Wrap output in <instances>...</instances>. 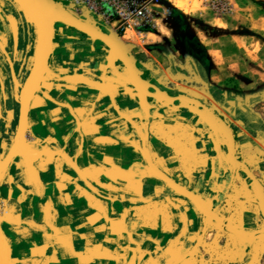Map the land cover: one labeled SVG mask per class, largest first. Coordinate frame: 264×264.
Wrapping results in <instances>:
<instances>
[{
  "label": "crops",
  "instance_id": "crops-1",
  "mask_svg": "<svg viewBox=\"0 0 264 264\" xmlns=\"http://www.w3.org/2000/svg\"><path fill=\"white\" fill-rule=\"evenodd\" d=\"M171 8L167 29L190 13L185 1L171 0ZM206 8L213 11L209 4ZM248 8L251 12L241 24L244 33L234 34L238 24L226 13L214 21L215 38L201 43L214 46L216 57L220 55V60L211 58L212 49L206 50L214 67L228 62L225 52L236 56L246 47L238 70H231L234 65L227 70L228 77L252 91L264 87V9ZM4 14L0 11V159L15 135V95L30 69L36 42L32 25L29 40L13 42L18 27L9 25ZM85 23L117 46L110 53L102 40L52 22L54 50L41 91L30 105L27 144L0 177V225L12 264H173L174 255L178 264H211L215 259L205 257V247L214 239L215 225L226 222L235 239L230 262L255 256L264 264V224L240 213L226 216L233 204L238 207L237 201L228 197L204 224L211 205L194 191L209 181V138H216L222 127L213 120L210 136L201 123L213 109L181 84L174 60L161 49L174 40L159 36L162 27L141 39L121 34L118 25L107 31ZM172 113L198 117L193 137L187 131L185 138L181 129L177 137L172 135L174 127H183L182 119L168 117ZM190 143L194 153L186 160L182 149ZM201 147L205 151L200 155ZM157 170L196 195L203 206L174 193L157 178Z\"/></svg>",
  "mask_w": 264,
  "mask_h": 264
},
{
  "label": "rangeland",
  "instance_id": "rangeland-1",
  "mask_svg": "<svg viewBox=\"0 0 264 264\" xmlns=\"http://www.w3.org/2000/svg\"><path fill=\"white\" fill-rule=\"evenodd\" d=\"M183 1L189 5L190 13L187 18L182 16L176 18L174 24L169 26L171 28H168L172 31L167 29L166 19L159 23L158 27L163 28L159 36L165 39L170 37L175 42L168 47L161 45V49L174 60V70L180 79H183L181 84L195 94L200 102L213 109L212 113L205 114L204 117H208L200 119L201 123L205 124L207 133H210V136L214 134V129L209 127V124L215 120V123L221 124L222 127L220 133L216 131L215 134H219L221 138H228L227 153L230 152V156L232 155L237 162L235 180L232 181L229 197L237 201L239 208L233 204L226 216L240 213L243 219L252 217L257 224H264V87L245 91L239 80L228 77L227 68L230 65H234L231 70H238V66L243 63L246 58V47L241 46L236 56L231 51L225 52L224 57H227L228 62L223 61L221 64L218 62L214 67L211 58L220 60V55L216 57L217 52L212 49L214 46L204 48L201 43L215 38L217 29L213 27L214 21L216 18L224 17L226 13L230 14L235 24H238L239 29L237 32L234 31V34L244 33L246 27L241 24L246 13L251 12L248 7L264 9V0H237L233 5L222 3V8L216 12L206 8L211 1L181 0ZM203 2L206 9L200 5ZM24 21L31 26L25 18ZM211 49L212 57L209 58L206 50ZM168 117L174 121L182 119L183 127L173 128L174 137H177L180 129L184 131L185 138L187 131L193 137L195 134L192 131L193 124L198 121V117L179 113L169 114ZM187 122L190 124L189 130L185 128ZM193 146L191 143L184 145L182 156L186 160L193 156L194 152L190 150ZM200 149L201 155L205 149L202 147ZM189 165L186 169H189ZM241 204H245V207L240 209ZM215 226L214 239L209 240L205 247V257L207 259L214 257L216 261L212 260L211 264H262L255 256L239 260L238 263L230 262L235 247V239L229 233L231 225L226 222ZM218 254H222L223 258L219 259Z\"/></svg>",
  "mask_w": 264,
  "mask_h": 264
},
{
  "label": "water",
  "instance_id": "water-1",
  "mask_svg": "<svg viewBox=\"0 0 264 264\" xmlns=\"http://www.w3.org/2000/svg\"><path fill=\"white\" fill-rule=\"evenodd\" d=\"M13 1L18 6L19 10L23 12L26 21L34 27L36 42L30 69L21 86L19 94L15 95V99L19 104L18 121L15 126V135L11 140L8 153L5 157L0 159V177L13 157L17 156L18 150L27 144L25 141V134L28 126L30 105L35 99L36 94L41 91V84L48 70V59L54 50L53 39L55 30L52 26V22L63 23L66 26L73 27L85 33L92 39L102 40L110 53L115 52L117 46L116 41L110 39L105 33L56 7L48 0ZM13 81H16L15 77H13ZM156 176L159 180L163 181L168 188L173 190L174 193L183 196L197 208L198 206H203L202 201L197 198L196 195L187 191L183 186L177 184L161 171L157 170ZM208 220V216L205 215V219L203 220L205 225H208ZM0 264H12L10 247L1 225Z\"/></svg>",
  "mask_w": 264,
  "mask_h": 264
},
{
  "label": "built area",
  "instance_id": "built-area-1",
  "mask_svg": "<svg viewBox=\"0 0 264 264\" xmlns=\"http://www.w3.org/2000/svg\"><path fill=\"white\" fill-rule=\"evenodd\" d=\"M56 7L95 27L112 31L118 25L121 34L130 33L143 39L154 33L159 22L172 13L171 0H48ZM213 11L222 2L209 4Z\"/></svg>",
  "mask_w": 264,
  "mask_h": 264
},
{
  "label": "flooded vegetation",
  "instance_id": "flooded-vegetation-1",
  "mask_svg": "<svg viewBox=\"0 0 264 264\" xmlns=\"http://www.w3.org/2000/svg\"><path fill=\"white\" fill-rule=\"evenodd\" d=\"M0 11L5 13L4 20H6L9 25L14 23L18 27L19 32L16 38H14V36L12 37L13 42L17 41L21 43L24 40H29L28 37L31 38L34 35L33 27L25 23L23 15L19 12L18 6L13 0H0ZM23 30L26 31L25 36L22 35ZM206 113L209 112L207 111ZM218 132L220 133V131ZM209 140L212 141L213 146L211 149L212 156L210 160L209 181L203 188L195 190L194 193L201 196L211 205L210 208L205 210L210 220L221 210L224 202L229 197L232 181L235 180L234 173L237 171V162L234 160L231 161L228 158V138H221V136L217 134L216 138H209ZM200 232H202V226ZM236 240L240 250H243V246H240L238 238H236ZM177 257L179 256L174 255L173 264H178L177 262L180 261V259L175 260Z\"/></svg>",
  "mask_w": 264,
  "mask_h": 264
}]
</instances>
